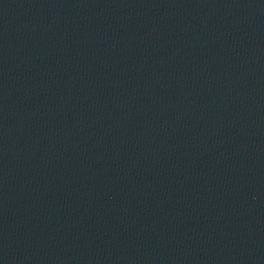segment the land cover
Returning <instances> with one entry per match:
<instances>
[{
	"label": "water",
	"instance_id": "1",
	"mask_svg": "<svg viewBox=\"0 0 264 264\" xmlns=\"http://www.w3.org/2000/svg\"><path fill=\"white\" fill-rule=\"evenodd\" d=\"M0 264H264V0H0Z\"/></svg>",
	"mask_w": 264,
	"mask_h": 264
}]
</instances>
